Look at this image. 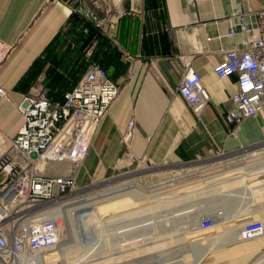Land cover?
<instances>
[{"label":"crops","instance_id":"0c3cea01","mask_svg":"<svg viewBox=\"0 0 264 264\" xmlns=\"http://www.w3.org/2000/svg\"><path fill=\"white\" fill-rule=\"evenodd\" d=\"M85 7L106 18L104 28L84 13ZM262 8L264 0H0V39L10 46L0 66L5 92L0 95V153L3 139L13 138L22 123L17 103L36 80L45 87L50 82L56 90L63 85L72 89L85 73L95 41L81 49L86 30L72 13L106 37L101 66L120 87L76 168L77 186L115 178L139 165L170 168L202 162L264 140V109L237 125H226V114L235 108L231 96L237 92L236 76L219 79L213 72L224 52L242 47L243 35L230 36L224 19L244 11L254 21ZM184 57L209 94L198 113L177 90ZM53 73L60 80L51 81ZM61 93L54 89L52 100H62ZM130 120L134 124L127 136ZM232 162L211 168L233 174L240 168L224 170ZM67 170L66 163L46 168L49 175Z\"/></svg>","mask_w":264,"mask_h":264},{"label":"rangeland","instance_id":"374dc122","mask_svg":"<svg viewBox=\"0 0 264 264\" xmlns=\"http://www.w3.org/2000/svg\"><path fill=\"white\" fill-rule=\"evenodd\" d=\"M229 161L224 170L240 169L211 168ZM64 202L74 207L69 226L64 217L60 243L34 254L36 264H263L264 140L183 166L139 165L76 185ZM214 213L219 222L198 228L200 216ZM253 220L262 231L243 237V224Z\"/></svg>","mask_w":264,"mask_h":264},{"label":"built area","instance_id":"2783aa9c","mask_svg":"<svg viewBox=\"0 0 264 264\" xmlns=\"http://www.w3.org/2000/svg\"><path fill=\"white\" fill-rule=\"evenodd\" d=\"M84 13L99 27H105L106 18L93 8L85 7ZM249 17V12L236 11L224 19L230 36L237 32L243 35L242 47L227 50L213 66L219 79L236 76L237 92L231 96L235 108L225 116L227 126L264 109V8L255 12L254 21ZM9 52L10 46L0 39V66ZM183 66L177 90L198 113L209 101V94L189 59L183 58ZM119 92L120 87L108 78L106 70L91 62L62 100H52L41 79L22 94L17 103L22 123L13 138L3 139L5 147L0 153V264H36L34 254L60 242L64 217L54 209L61 197L76 188V168ZM4 93L0 88V95ZM133 124L130 120L127 136ZM51 163H66L68 170L62 175H49L46 168ZM217 216H200L198 228H212L219 222ZM243 225V237L263 229L261 220Z\"/></svg>","mask_w":264,"mask_h":264},{"label":"trees","instance_id":"16d2710c","mask_svg":"<svg viewBox=\"0 0 264 264\" xmlns=\"http://www.w3.org/2000/svg\"><path fill=\"white\" fill-rule=\"evenodd\" d=\"M72 15L75 16L76 18H79L82 21L83 27L86 30L85 38L83 39V43L80 45L81 49H85L93 41H95V45H94V48L92 50V53H91L90 57L88 58L89 63L95 62V63L102 65L101 64L102 53H105L106 49H104V52H103L101 50V46L106 44V37L101 33L100 29L97 26H95L92 22L85 19L83 16H80L76 13H72L71 16ZM48 74H49V71L47 70V76H49ZM59 75H61V74H59ZM50 78H51V81L54 79L60 80V78H58V75L56 73H53L50 76ZM49 85H50V82H47V86H46L47 88L46 89H47L48 95H49V97H51V99H52L51 92L54 91V89H55V91L60 90L62 92L61 93V96H62L64 91L71 88V86L63 85V86H58L57 90H56V88L54 86H49Z\"/></svg>","mask_w":264,"mask_h":264},{"label":"bare ground","instance_id":"6f19581e","mask_svg":"<svg viewBox=\"0 0 264 264\" xmlns=\"http://www.w3.org/2000/svg\"><path fill=\"white\" fill-rule=\"evenodd\" d=\"M61 199V198H60ZM66 202H64V203H61V204H58L57 206H56V208L54 209V210H56L58 213H60L63 217H65L66 218V224L69 226V222H70V218H69V211H70V209H74V207H73V204H72V202H70V203H67V204H65ZM65 207V208H64ZM64 208V209H63ZM71 227V226H70ZM69 227V228H70ZM67 228V227H66ZM71 230V229H70ZM70 241V240H69ZM60 243V242H59ZM58 243V244H59ZM57 244V245H58ZM62 244V243H61ZM56 245V246H57ZM63 245V244H62ZM67 248V247H66ZM67 250V249H66ZM264 264V263H263Z\"/></svg>","mask_w":264,"mask_h":264}]
</instances>
